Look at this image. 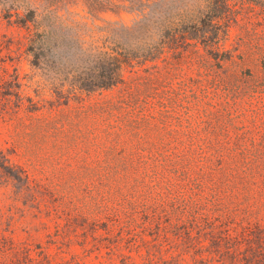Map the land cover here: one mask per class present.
Instances as JSON below:
<instances>
[{
	"label": "rangeland",
	"instance_id": "1",
	"mask_svg": "<svg viewBox=\"0 0 264 264\" xmlns=\"http://www.w3.org/2000/svg\"><path fill=\"white\" fill-rule=\"evenodd\" d=\"M257 47L264 0H0V241L53 263L122 264L103 230L85 234L69 213L125 191L121 169L153 165L139 157L264 150L250 147L264 142L250 94L264 79ZM110 53L129 63L126 84L80 90ZM132 83L150 92L137 150L105 144L115 119L86 113ZM3 165L25 171L22 191Z\"/></svg>",
	"mask_w": 264,
	"mask_h": 264
},
{
	"label": "trees",
	"instance_id": "2",
	"mask_svg": "<svg viewBox=\"0 0 264 264\" xmlns=\"http://www.w3.org/2000/svg\"><path fill=\"white\" fill-rule=\"evenodd\" d=\"M128 64L124 56L108 54L99 61L98 73L80 90L91 94L125 85ZM148 94L149 90L132 83L118 101L87 108L86 113L115 119L106 131L105 144L123 148L130 142L137 150L149 138L152 119L144 112L149 110ZM250 94L259 105L252 111L264 117V79ZM49 121L45 120V126ZM257 146L264 148V142L250 145ZM139 162L153 165L121 169L118 174L128 183L125 191L108 188L101 193L102 202L94 201L87 211L69 213L68 220L76 216L74 220L84 222L85 234L103 230L101 241H107L114 254L120 252L122 264H264V150L170 149L139 157ZM3 168L22 191L26 186L21 183L29 180L25 171ZM89 238L84 237V244ZM24 250L13 241H0V264H20L22 257L26 264H84L53 263L50 255L38 259L31 250Z\"/></svg>",
	"mask_w": 264,
	"mask_h": 264
}]
</instances>
